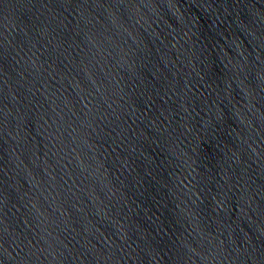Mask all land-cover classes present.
<instances>
[{"label":"water","instance_id":"obj_1","mask_svg":"<svg viewBox=\"0 0 264 264\" xmlns=\"http://www.w3.org/2000/svg\"><path fill=\"white\" fill-rule=\"evenodd\" d=\"M0 264H264V0H0Z\"/></svg>","mask_w":264,"mask_h":264}]
</instances>
